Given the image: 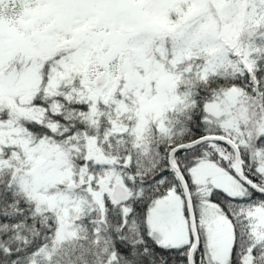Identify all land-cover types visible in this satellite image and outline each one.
Returning <instances> with one entry per match:
<instances>
[{"label":"snow or ice","instance_id":"1","mask_svg":"<svg viewBox=\"0 0 264 264\" xmlns=\"http://www.w3.org/2000/svg\"><path fill=\"white\" fill-rule=\"evenodd\" d=\"M0 264H264V0H0Z\"/></svg>","mask_w":264,"mask_h":264}]
</instances>
